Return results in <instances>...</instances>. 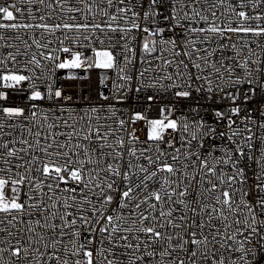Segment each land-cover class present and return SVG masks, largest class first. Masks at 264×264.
<instances>
[{
	"label": "snow or ice",
	"instance_id": "1",
	"mask_svg": "<svg viewBox=\"0 0 264 264\" xmlns=\"http://www.w3.org/2000/svg\"><path fill=\"white\" fill-rule=\"evenodd\" d=\"M86 42L88 67L116 70L119 103L155 90L147 101L206 92L228 104L216 127L168 105L117 119L109 104L111 123L100 106L44 130L48 114L0 103V264H260L264 120L237 99L264 91V0H5L0 101L24 82L30 101L71 99L50 77L42 92L36 72L81 68ZM24 120L39 129L6 131Z\"/></svg>",
	"mask_w": 264,
	"mask_h": 264
},
{
	"label": "built area",
	"instance_id": "2",
	"mask_svg": "<svg viewBox=\"0 0 264 264\" xmlns=\"http://www.w3.org/2000/svg\"><path fill=\"white\" fill-rule=\"evenodd\" d=\"M4 3L5 0H0V4ZM161 23L163 22L161 21ZM168 35V33H165V38H167ZM55 46V44L52 45V47ZM92 46L100 47L98 44H94ZM136 46L138 47V44ZM75 47L76 50L83 52L84 56L89 58L88 63L83 65L81 68L59 69L54 66H50V62L43 61L46 67L43 70L38 69L36 72L37 76L40 78L36 81V83L42 92L46 91L44 81L50 77L48 82L53 83L55 89L62 90L63 95L71 97V99H58L56 101L44 99L42 101H30L28 97L31 94V89L29 88L28 83L24 82L18 89L9 90L10 94L8 96V100L0 101V103H6L10 107L24 108L26 112L34 110L37 112L38 122H44L43 117L45 114H48V121L44 122V130L47 129V123H52L54 121L59 122L64 119H67L69 123H72L73 121H78L80 115L89 112L91 107L100 108V106H103V111L100 112L102 117L101 123H111V121H106L104 119L110 115L111 109L108 108L109 104L115 106L117 119H128L134 111L140 110L147 111L150 118H156L159 116V109L162 106L168 105L172 107L174 116L176 117H180L182 115H188L190 117L195 116L198 110L199 117L203 118L207 126H218L214 116V110H224L225 105L228 104L227 100L222 102L220 101L219 94H213L211 98H209V94L206 92H193L192 96L189 98H177L172 95L171 91L167 93L161 91L155 94L153 101L149 102L146 97L149 94L155 93V90L142 91L140 93L132 91L128 93V98L123 103H119L113 98L114 89L112 85L117 76L116 70L88 67V64L92 62L91 48L87 46V42L84 47ZM117 51H119V49H117ZM64 55L65 54H61L62 57ZM68 77H75V79ZM105 77H107V79L104 80V84H101V79ZM244 87L246 90L247 86L245 85ZM101 93H103L104 96L109 97V99L103 100L101 98ZM32 104H36L35 109H32ZM149 104L151 105L150 107ZM237 104L241 105L242 113L244 110L250 112L253 120L257 122L264 120V117L260 116V112L264 111V91H258L257 94L247 102H243L242 97L238 98ZM89 114L93 115V126H95V114ZM10 123H17V121L13 120L10 121ZM22 123L25 127L21 128L17 126L15 129H6V131L11 132L12 136L20 137L21 133L25 136L27 135L28 127H32L33 131L39 129V123L33 124L27 120L22 121ZM138 126L141 130L137 132V135H139L143 140L145 138L146 131L144 122H138ZM251 126L255 127V125ZM132 127L133 126H130L127 131H131ZM68 130L69 129L62 124L59 128L53 129V131L60 132H66ZM63 187H65V185L62 184L61 188ZM44 190L47 189L45 188ZM21 197L23 198V190L21 192ZM7 258V256L4 257V259ZM260 264H264V260H261Z\"/></svg>",
	"mask_w": 264,
	"mask_h": 264
}]
</instances>
